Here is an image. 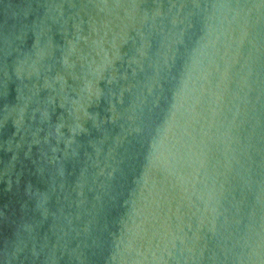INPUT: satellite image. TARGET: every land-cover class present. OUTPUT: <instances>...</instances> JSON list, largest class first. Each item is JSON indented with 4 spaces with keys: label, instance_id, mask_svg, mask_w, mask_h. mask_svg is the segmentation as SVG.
<instances>
[{
    "label": "water",
    "instance_id": "obj_1",
    "mask_svg": "<svg viewBox=\"0 0 264 264\" xmlns=\"http://www.w3.org/2000/svg\"><path fill=\"white\" fill-rule=\"evenodd\" d=\"M0 264H264V0H0Z\"/></svg>",
    "mask_w": 264,
    "mask_h": 264
}]
</instances>
